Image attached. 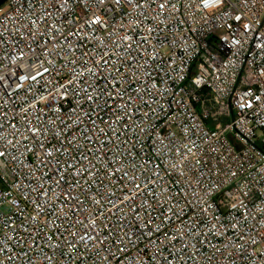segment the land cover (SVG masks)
Here are the masks:
<instances>
[{"label": "built area", "instance_id": "1", "mask_svg": "<svg viewBox=\"0 0 264 264\" xmlns=\"http://www.w3.org/2000/svg\"><path fill=\"white\" fill-rule=\"evenodd\" d=\"M0 264H264V0H7Z\"/></svg>", "mask_w": 264, "mask_h": 264}, {"label": "water", "instance_id": "2", "mask_svg": "<svg viewBox=\"0 0 264 264\" xmlns=\"http://www.w3.org/2000/svg\"><path fill=\"white\" fill-rule=\"evenodd\" d=\"M7 0H0V7L6 2Z\"/></svg>", "mask_w": 264, "mask_h": 264}]
</instances>
